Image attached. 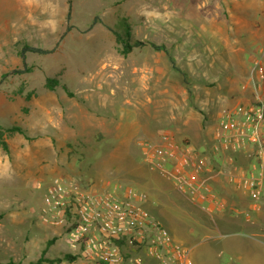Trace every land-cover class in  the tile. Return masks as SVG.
<instances>
[{"label": "rangeland", "instance_id": "obj_1", "mask_svg": "<svg viewBox=\"0 0 264 264\" xmlns=\"http://www.w3.org/2000/svg\"><path fill=\"white\" fill-rule=\"evenodd\" d=\"M112 28L143 44L122 54ZM149 43L165 45L184 75ZM24 44L48 51L26 52L28 71ZM255 61L264 66V0H0V262L72 251L63 228L37 217L45 186L60 175L145 193L192 264H264V201L251 210L215 162L203 180L224 204L206 210L150 169L140 145L163 144L168 132L203 154L209 127L238 102ZM47 77L57 84L46 87ZM238 222L262 233L241 251L223 232Z\"/></svg>", "mask_w": 264, "mask_h": 264}, {"label": "built area", "instance_id": "obj_2", "mask_svg": "<svg viewBox=\"0 0 264 264\" xmlns=\"http://www.w3.org/2000/svg\"><path fill=\"white\" fill-rule=\"evenodd\" d=\"M238 102L209 127L203 154L168 134L160 145L140 142L149 168L206 210L223 207L203 179L226 165L225 182L243 194L251 210L264 201V66L253 62ZM40 185V184H39ZM146 194L114 185L113 191L60 175L45 186L38 219L61 227L75 255L72 264H192L190 251L175 240L145 206Z\"/></svg>", "mask_w": 264, "mask_h": 264}, {"label": "trees", "instance_id": "obj_3", "mask_svg": "<svg viewBox=\"0 0 264 264\" xmlns=\"http://www.w3.org/2000/svg\"><path fill=\"white\" fill-rule=\"evenodd\" d=\"M69 17H70V13H69V7H68V11H67V19H69ZM96 18H94L93 20H92V22H91V24H90V26L91 25H93L95 22H96ZM121 30H123V29H126L127 30V27H126V25L122 22L121 23ZM68 28V27H67ZM112 30V32L114 33V35H115V39H116V42L119 44V50H120V52L122 53V54H124V55H126L128 52H130V50L134 47V46H136V45H138V44H143L141 41H134V42H130L128 39H126L125 37H124V34L125 35H127L128 34V32L126 31L124 34L122 33V31L121 30H119V29H114V28H112L111 29ZM150 45H151V47L152 48H154L155 50H161V51H163L167 56H168V59H169V62L171 63V65H172V67L175 69V70H177V71H179L180 73H182L183 75H184V73L175 65V62H174V59H173V57L171 56V54H170V52H169V50L165 47V45H163V44H155V43H149ZM26 52H33V53H39V54H41V53H46V52H48L47 50H45V49H42V48H40V47H36V46H33V45H30V44H24L22 47H21V49L19 50V56H20V58L22 59V61H23V65H24V71H28L29 70V67H26V65H25V62H24V58H25V53ZM13 72L14 73H18V72H22L21 70H19V69H16V70H13ZM184 79L185 80H187L186 79V77H184ZM57 84V80L55 79V78H53V77H47L46 78V80H45V86L46 87H48V88H52L54 85H56ZM8 131H11V130H15V131H18V132H22L21 131V129L19 128V127H15V126H13V127H9L8 129H7ZM0 146L4 149V150H6L7 149V144H6V142L4 141V139H3V137H2V131L0 130ZM53 241H54V239H50L48 242H47V245H50V244H52L53 243ZM75 258V255H72V254H70V253H65L64 255H63V257H56V258H52V257H49V256H45V251L43 250L42 252H41V255L38 257V259L36 260V261H34V262H31L30 264H41V263H43V262H46V263H48V264H50V263H54L55 261H61L62 259H66V260H68V261H71V260H73ZM0 264H21V263H19V262H13V261H11V260H8V261H6V262H0Z\"/></svg>", "mask_w": 264, "mask_h": 264}, {"label": "crops", "instance_id": "obj_4", "mask_svg": "<svg viewBox=\"0 0 264 264\" xmlns=\"http://www.w3.org/2000/svg\"><path fill=\"white\" fill-rule=\"evenodd\" d=\"M167 134L171 137V139L173 140V137L170 133L167 132ZM208 136V133H206ZM151 134H148V136ZM174 141V140H173ZM176 142V141H174ZM104 189V188H102ZM181 193V192H180ZM183 194V193H181ZM184 195V194H183ZM186 196V195H185ZM189 198V197H188ZM202 207V206H201ZM203 208V207H202ZM205 209V208H204ZM212 210H216V209H212ZM248 228H250V225H247L241 222H238L237 224L232 225L228 230H224L223 232H227L230 233V236H233L235 239L230 242V247L234 248V250L236 251H241L240 246L245 245L246 239L247 240H254L257 241L256 238L262 236L261 232H250L249 230H247ZM212 232H219V229H215ZM221 233V232H219ZM54 243V241H53ZM52 243V244H53ZM239 246V249H238ZM229 247V246H228ZM230 249V248H229ZM232 251V250H231ZM238 254V253H237ZM236 254V256L238 257V255ZM232 258H235L233 255V252L231 253ZM236 257V258H237ZM232 258L230 257L229 259L232 261ZM192 261V260H191Z\"/></svg>", "mask_w": 264, "mask_h": 264}]
</instances>
